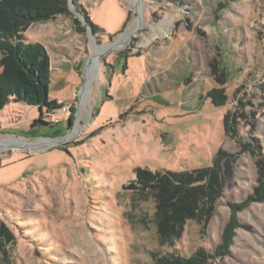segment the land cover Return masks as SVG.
Masks as SVG:
<instances>
[{
    "label": "rangeland",
    "instance_id": "rangeland-1",
    "mask_svg": "<svg viewBox=\"0 0 264 264\" xmlns=\"http://www.w3.org/2000/svg\"><path fill=\"white\" fill-rule=\"evenodd\" d=\"M79 2L85 14L71 3L72 15L23 33L45 47L48 98L66 110L40 116L10 100L0 111V142L18 141L0 146V218L15 233L5 264H152L153 252L213 251L240 203V227L218 260L264 264V201L247 199L256 167L241 148L264 152V0ZM213 87L224 105L206 96ZM229 109L234 138L223 131ZM219 149L222 194L207 225L188 220L173 245H160L154 202L123 188L134 168H200Z\"/></svg>",
    "mask_w": 264,
    "mask_h": 264
},
{
    "label": "trees",
    "instance_id": "trees-1",
    "mask_svg": "<svg viewBox=\"0 0 264 264\" xmlns=\"http://www.w3.org/2000/svg\"><path fill=\"white\" fill-rule=\"evenodd\" d=\"M77 12L85 14L79 0H71ZM57 15H72L68 0H0V111L10 101L37 106L40 116L48 115L60 106L49 100L50 59L45 47L37 42H25L24 31L34 22L52 19ZM76 19V18H74ZM92 31L96 28L89 20ZM206 96L214 106H222L228 96L223 88L213 87ZM70 121V120H69ZM46 124L39 117L34 123ZM225 136L238 134V115L226 110L222 117ZM248 150L256 167V184L250 202L264 201V152L258 144H241ZM227 153L219 149L211 164L183 171L134 168V178L123 186L139 200L154 202L153 221L160 245H173L184 230L188 220H194L204 228L214 210L216 200L222 194L219 173L220 162ZM230 216L220 234V243L213 251L197 248L190 256L176 252L151 253L152 264H222L218 259L228 253L234 229L240 227L235 213L245 204H230ZM15 241V233L0 218V264L8 261L7 246Z\"/></svg>",
    "mask_w": 264,
    "mask_h": 264
},
{
    "label": "bare ground",
    "instance_id": "bare-ground-1",
    "mask_svg": "<svg viewBox=\"0 0 264 264\" xmlns=\"http://www.w3.org/2000/svg\"><path fill=\"white\" fill-rule=\"evenodd\" d=\"M149 37V36H148ZM99 49L100 48H98L97 47V50H95V52H94V54H93V57H92V60H90V62L87 64V73H90L91 72V70H92V68L94 69V66H96V53H98L99 52ZM98 51V52H97ZM101 52V51H100ZM87 76H88V74H86ZM90 77V76H89ZM88 78V77H87ZM89 82V81H88ZM88 86V85H87ZM86 88V87H85ZM84 91H85V89H84ZM83 92V91H82ZM82 95V94H81ZM75 132V131H74ZM5 142H10V143H18V141L15 139V140H1V142H0V146H2ZM40 143V142H39Z\"/></svg>",
    "mask_w": 264,
    "mask_h": 264
},
{
    "label": "built area",
    "instance_id": "built-area-1",
    "mask_svg": "<svg viewBox=\"0 0 264 264\" xmlns=\"http://www.w3.org/2000/svg\"><path fill=\"white\" fill-rule=\"evenodd\" d=\"M58 104H60V106L56 109L55 112H61V111L63 112L66 110L65 106H63L61 103H58ZM53 114H54L53 112L50 113V115H53Z\"/></svg>",
    "mask_w": 264,
    "mask_h": 264
},
{
    "label": "water",
    "instance_id": "water-1",
    "mask_svg": "<svg viewBox=\"0 0 264 264\" xmlns=\"http://www.w3.org/2000/svg\"><path fill=\"white\" fill-rule=\"evenodd\" d=\"M68 7L70 9V7H71V0H68Z\"/></svg>",
    "mask_w": 264,
    "mask_h": 264
}]
</instances>
